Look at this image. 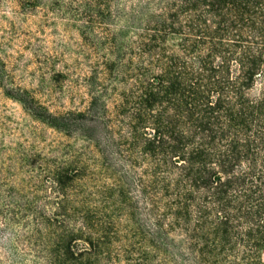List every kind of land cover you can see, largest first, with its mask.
<instances>
[{
  "label": "trees",
  "instance_id": "trees-1",
  "mask_svg": "<svg viewBox=\"0 0 264 264\" xmlns=\"http://www.w3.org/2000/svg\"><path fill=\"white\" fill-rule=\"evenodd\" d=\"M130 8L137 24L127 27V64L115 53L112 77L103 76L109 58L99 47L112 34L110 12H85L80 104L51 110L17 90L32 118L81 138L85 154L45 164L32 143L33 183L54 187L57 204L38 211L34 224L58 232L29 257L36 264H264V0H133ZM76 187L86 199L72 219L62 211ZM99 190L110 194L100 204L90 200Z\"/></svg>",
  "mask_w": 264,
  "mask_h": 264
},
{
  "label": "rangeland",
  "instance_id": "rangeland-1",
  "mask_svg": "<svg viewBox=\"0 0 264 264\" xmlns=\"http://www.w3.org/2000/svg\"><path fill=\"white\" fill-rule=\"evenodd\" d=\"M132 1L107 0L108 6L95 3L98 8H83L75 0H0V264H36L29 252L37 254V248H47L52 234L58 232L56 225L44 230L34 224V217H40V211L55 210L57 204L54 187L46 188L44 184L36 187L33 183L34 172L29 166L32 157L28 155L36 150L32 143L39 146L38 152L43 153L40 160L45 164H52L57 157L65 160L69 153L77 158L85 155L81 138L66 136L32 118L15 97L18 88L30 91L51 110L70 106L74 99L80 104L77 78L87 62L84 56H88L81 53L84 39L80 28L85 12L103 10L104 15L110 12L104 20L112 34L100 39L99 47L101 54L109 58L103 76L112 77L115 70L109 66L115 53L122 58L125 55L123 62L127 64V27L137 24V20L127 17ZM93 26L98 30V23L93 22ZM65 66L70 69L67 71ZM123 66L120 72L126 70L127 65ZM66 72L70 80L66 79ZM58 73L62 76L57 77ZM123 74L127 75L120 73V76ZM119 85L127 86L123 81ZM111 89L110 84L107 90ZM94 157L101 162L98 152ZM84 191V187H76L72 191L76 200L69 198L64 202L62 212L72 219L86 199ZM99 194L90 200L100 204L110 196L100 190ZM108 203L113 200L109 199ZM73 204L78 206L72 207ZM3 215L8 216L6 222ZM26 215L27 219L23 220Z\"/></svg>",
  "mask_w": 264,
  "mask_h": 264
}]
</instances>
